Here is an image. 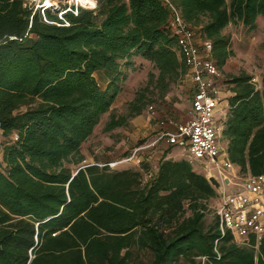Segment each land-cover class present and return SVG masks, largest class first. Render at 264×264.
<instances>
[{
  "label": "trees",
  "instance_id": "16d2710c",
  "mask_svg": "<svg viewBox=\"0 0 264 264\" xmlns=\"http://www.w3.org/2000/svg\"><path fill=\"white\" fill-rule=\"evenodd\" d=\"M168 1L212 44L219 70L233 55L225 29L240 22L254 30L264 18V0ZM170 17L161 0H97L94 10L43 14L25 0H0V264H264V240L256 248L222 236L217 214L205 228L206 202L220 197L191 161L165 152L146 184L141 170L79 167L135 58L159 75L106 132L142 113L151 85L163 98L187 74ZM97 73L109 79L106 89ZM230 83L226 154L241 172L264 174V78L262 90L246 73Z\"/></svg>",
  "mask_w": 264,
  "mask_h": 264
},
{
  "label": "rangeland",
  "instance_id": "374dc122",
  "mask_svg": "<svg viewBox=\"0 0 264 264\" xmlns=\"http://www.w3.org/2000/svg\"><path fill=\"white\" fill-rule=\"evenodd\" d=\"M27 6L34 10H39L41 14L44 10H48L52 13H58L65 7L78 6L86 9H96L97 0H88L85 5H81L74 0H50L51 8L47 6L48 0H25ZM224 34L231 36L232 46L231 50L233 55L228 59L227 63L220 70L221 79L219 86L221 89L224 102V107L221 112L216 116V122L220 123L229 111V99L234 96V86L230 83V80L234 76H239L242 73H246L252 77V83L256 85L257 90L263 89L264 78V18H260L257 23V27L254 30H250L243 26L240 22H232L224 31ZM127 77L121 84V92L112 106L109 113L104 115L101 123L96 127L93 136L82 147V154L85 161L79 167H86L91 165L90 162L95 155L110 156L114 161L122 159L127 160L131 157L133 152L140 147L152 144L157 138L155 135H150L146 138L143 136H135V132L141 129L142 126L136 124V119L139 116H148L151 111L149 108L152 106L156 108L164 103L169 102L175 96H178V89L180 81L170 86L168 93L165 97H161V90L155 85L150 86V90L146 93L145 103L146 106L142 113L127 119V124L123 127H119L110 132L105 131L106 124L109 122L112 115L115 117H129L131 113V104L135 101L138 93L143 91L148 86L150 81V75H154L156 78L159 75L158 70L149 61L141 58L134 59V66L128 68ZM96 79L102 89H106L109 84V79L102 73L95 74ZM223 130V129H222ZM143 132V130H142ZM133 140H131L133 137ZM221 146L226 152L228 146V140L220 136ZM160 144V143H159ZM156 145V147L149 150H142L137 154V158L132 162H126L120 165H113L116 170L134 169L141 170L142 182L146 184L156 174L158 165L164 153L168 152L166 159H173L177 161L192 159L189 158V152L183 147H170L166 143L163 145ZM158 146V147H157ZM148 153V154H147ZM146 155V156H145ZM151 157V158H149ZM148 158V160H145ZM220 162L223 161V157H220ZM193 169L202 175H206V171L209 169V163L204 161H191ZM76 168V167H74ZM213 174L220 179L216 167H210ZM242 176H245L247 172H241ZM228 193L233 192V189H226ZM207 208L205 210V228H210L215 225L216 222V208L219 205V201L210 200L206 202ZM192 216L191 204L185 203L183 218H189ZM144 262L148 263V257L143 256ZM199 260L197 261V263ZM203 263V260H202ZM177 264H195L192 262L178 261Z\"/></svg>",
  "mask_w": 264,
  "mask_h": 264
},
{
  "label": "built area",
  "instance_id": "2783aa9c",
  "mask_svg": "<svg viewBox=\"0 0 264 264\" xmlns=\"http://www.w3.org/2000/svg\"><path fill=\"white\" fill-rule=\"evenodd\" d=\"M161 1L171 14L167 29L176 39L179 52L195 83L188 119L176 125L175 132H163L152 144L137 148L127 160L107 165L112 167L132 162L139 152L161 142H166L170 147L186 148L190 159L207 162L218 171L220 179L210 167L205 173L207 179L214 177L221 185L216 214L222 236L230 233L243 245H250L254 240L258 248L264 240V174L248 172L242 176L239 168L229 160L220 142L223 121L217 123L215 120L220 112L222 93L219 86L221 72L210 59L212 44L207 42L201 49L196 44L195 32L185 23L180 12L168 0ZM149 110L154 113V107L151 106ZM220 157H223L222 162L219 161ZM227 188L233 189V192L228 193Z\"/></svg>",
  "mask_w": 264,
  "mask_h": 264
},
{
  "label": "crops",
  "instance_id": "0c3cea01",
  "mask_svg": "<svg viewBox=\"0 0 264 264\" xmlns=\"http://www.w3.org/2000/svg\"><path fill=\"white\" fill-rule=\"evenodd\" d=\"M258 20H257V23H258ZM195 41H196V44L201 49H204V45L205 43H207V41H204L200 37L199 34H196ZM194 91H195V83L192 79V73L190 70H187V74L180 81L177 97L175 96L169 102L164 103L163 105L157 106L156 108H154V113H150L148 116L146 115L139 116V118L136 119V124H139L140 126H142V128L138 129V132H135V136L141 135L144 138H146L153 134L155 135V138H157L163 132H175L176 125L184 123L188 119V113L192 106V98L194 95ZM223 98L224 97L222 96V102L219 107L220 112L224 108L222 104L227 103V101L224 102ZM135 136L131 140L136 138ZM165 143L166 142H161L159 145L163 147ZM147 146L148 145H146V147ZM154 147L156 146L149 147L145 150H149ZM111 158L112 157H110L109 155L108 156L107 155L106 156L95 155L92 158L90 164L91 165L93 164L105 165V164L113 163V159ZM145 160H148V158H146ZM120 161L121 160L114 161V162H120Z\"/></svg>",
  "mask_w": 264,
  "mask_h": 264
},
{
  "label": "water",
  "instance_id": "95a60500",
  "mask_svg": "<svg viewBox=\"0 0 264 264\" xmlns=\"http://www.w3.org/2000/svg\"><path fill=\"white\" fill-rule=\"evenodd\" d=\"M83 168H85V167H82L81 169H83ZM208 181L211 183V185L215 188V190L217 192H219V193L221 192L220 182L216 178L210 177V178H208Z\"/></svg>",
  "mask_w": 264,
  "mask_h": 264
},
{
  "label": "bare ground",
  "instance_id": "6f19581e",
  "mask_svg": "<svg viewBox=\"0 0 264 264\" xmlns=\"http://www.w3.org/2000/svg\"><path fill=\"white\" fill-rule=\"evenodd\" d=\"M74 1H77V2H79L81 5H85L87 2H88V0H74ZM47 6L49 7V8H51V2H50V0H48V2H47Z\"/></svg>",
  "mask_w": 264,
  "mask_h": 264
}]
</instances>
